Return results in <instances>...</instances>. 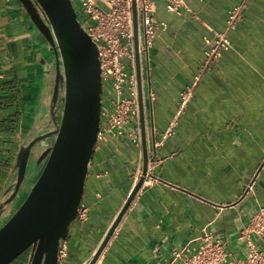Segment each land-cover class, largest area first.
<instances>
[{"label":"crops","instance_id":"1","mask_svg":"<svg viewBox=\"0 0 264 264\" xmlns=\"http://www.w3.org/2000/svg\"><path fill=\"white\" fill-rule=\"evenodd\" d=\"M187 3L217 30L224 28L228 9L245 8L229 33L232 48L203 73L175 134L165 138L180 91L203 60L209 31L191 13L169 12L164 0H154L156 17L168 26L148 54L139 53V62L148 158H162L153 172L158 179L139 189L95 264H169L175 248L203 231L224 239L234 255H244L241 230L264 207V0ZM40 51L42 39L18 0H0V84L14 81L28 90ZM8 112L1 106L0 118ZM18 139V131L0 132V193L12 174ZM143 163V145L125 137L109 136L95 149L82 200L88 219L72 220L59 264L89 263ZM250 238L264 249V233Z\"/></svg>","mask_w":264,"mask_h":264},{"label":"water","instance_id":"2","mask_svg":"<svg viewBox=\"0 0 264 264\" xmlns=\"http://www.w3.org/2000/svg\"><path fill=\"white\" fill-rule=\"evenodd\" d=\"M31 23L43 39L42 50L49 53L54 71L51 109L59 101V114L52 145L39 158V170L32 187L19 194L25 174L29 148L20 146L13 169L14 187L8 179L0 199V264H10L30 250L27 264H59V249L67 238L70 224L84 197L85 182L95 152L100 124L102 80L98 45L72 0H18ZM135 28V59L138 83L140 125L144 163L142 174L108 229L88 264H95L139 191L148 163L141 92L140 62L137 40V13L132 2ZM42 57L40 63H44ZM38 62V61H37ZM28 90L21 91V118H24L29 92L36 85V73ZM60 91V93H59ZM4 207V209H2Z\"/></svg>","mask_w":264,"mask_h":264},{"label":"built area","instance_id":"3","mask_svg":"<svg viewBox=\"0 0 264 264\" xmlns=\"http://www.w3.org/2000/svg\"><path fill=\"white\" fill-rule=\"evenodd\" d=\"M134 1L137 13L138 52L148 54L158 32L167 29L168 23L156 17L154 0ZM164 1L169 12L178 15L188 12L202 21L189 7L188 0ZM72 2L87 24L92 40L98 45L102 98L95 149L107 141L109 136L125 137L131 143L140 146L142 135L135 70L133 0H72ZM244 8L245 4H239L228 9L222 30H217L202 21L209 31V34L204 36L203 60L193 81L180 91L177 116L163 132L165 138L175 134L179 117L185 113L187 101L193 95L203 73L210 70L224 52L232 48L229 33L238 28ZM161 161L162 158L156 154L148 158L147 171L140 189L157 181L158 177L154 176L153 172ZM141 174L142 172L137 175V181ZM88 213L89 206L81 202L76 218L86 221ZM251 233H264V207L259 206L249 223L241 230L240 237L247 239L248 247L244 255H234L228 251L224 239L203 231L196 239L189 240L186 246L175 248L169 264H264V249L250 238ZM66 252L67 247L63 240L59 249L60 261L66 256Z\"/></svg>","mask_w":264,"mask_h":264},{"label":"flooded vegetation","instance_id":"4","mask_svg":"<svg viewBox=\"0 0 264 264\" xmlns=\"http://www.w3.org/2000/svg\"><path fill=\"white\" fill-rule=\"evenodd\" d=\"M35 29L38 32L36 27ZM43 44L44 41L42 39V46ZM37 56L38 70L36 72V85L33 91L29 92L31 100L28 101L24 118L20 119L18 128L19 139L16 155L21 145L29 148V155L25 174L17 194L24 191L25 184L29 180H33L39 170L40 164L38 160L44 151L52 145L53 135L51 131L56 127L58 114L60 112L59 101L56 102L53 110L51 109L52 89L54 85L52 75L54 71L50 68L51 62H49V53L46 50H42ZM42 57L45 59L44 63H40ZM17 179L16 171L12 170L8 188L14 187ZM11 193L12 190L8 191L6 195L0 199V203L7 199ZM2 209H4V207Z\"/></svg>","mask_w":264,"mask_h":264},{"label":"trees","instance_id":"5","mask_svg":"<svg viewBox=\"0 0 264 264\" xmlns=\"http://www.w3.org/2000/svg\"><path fill=\"white\" fill-rule=\"evenodd\" d=\"M21 89L14 81H5L0 84V107L4 106L9 111L0 118V132L4 134H13L18 131L21 119L20 106ZM12 110V113L11 111Z\"/></svg>","mask_w":264,"mask_h":264},{"label":"rangeland","instance_id":"6","mask_svg":"<svg viewBox=\"0 0 264 264\" xmlns=\"http://www.w3.org/2000/svg\"><path fill=\"white\" fill-rule=\"evenodd\" d=\"M2 108L5 109L4 106H2ZM17 109H18V110L20 109V106H19V105H18ZM10 111H11V113H12V110H10ZM16 133H17V131H15V132L13 133V136H15ZM31 182H32V180H31V181L29 180V181L25 184V186H24V187H25L24 191H27V190H29V189L32 187ZM29 254H30V250H26V251H24V252L21 253L17 258H15L10 264H27L28 259H29Z\"/></svg>","mask_w":264,"mask_h":264}]
</instances>
